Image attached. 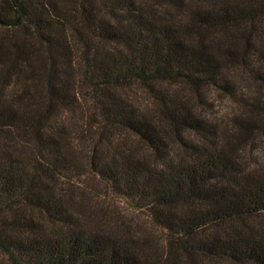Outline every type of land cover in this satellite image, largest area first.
Instances as JSON below:
<instances>
[{
  "label": "trees",
  "instance_id": "obj_1",
  "mask_svg": "<svg viewBox=\"0 0 264 264\" xmlns=\"http://www.w3.org/2000/svg\"><path fill=\"white\" fill-rule=\"evenodd\" d=\"M242 83L264 98V0H0V133L14 134L0 142V254L264 264V169L243 154L264 144V102L243 100L227 135L169 90L236 98ZM83 171L163 246L119 216L89 217Z\"/></svg>",
  "mask_w": 264,
  "mask_h": 264
},
{
  "label": "rangeland",
  "instance_id": "obj_2",
  "mask_svg": "<svg viewBox=\"0 0 264 264\" xmlns=\"http://www.w3.org/2000/svg\"><path fill=\"white\" fill-rule=\"evenodd\" d=\"M235 78L236 81H240L239 74L236 75ZM253 88L254 87H251L246 83L240 84L239 90L245 92L246 90L251 89L250 94L247 95L239 92L236 98L229 96L226 92L215 91L210 88L200 89L198 93L185 86H176L169 90L175 96H179V99L187 102L190 101L191 104L195 105L197 107V112L205 115L212 127L221 131L223 130L227 135H230L237 129L235 125L238 121H236V119L241 118V115L247 116V114L244 113L247 108H244L245 102L243 100L248 101L249 104H254L259 99H262L264 102V98H257ZM137 94L140 96L138 97L140 103L145 104V106H149L150 103L152 104L150 98H148L146 94ZM152 108L153 104L151 109ZM6 132L7 133H0V142L3 139L6 140L9 134L14 135L9 130ZM11 135L10 137H12ZM1 147L2 145H0V150H3ZM251 148L252 149L247 148L243 152V154H246L245 160L247 164L249 163L250 165L255 166L259 163L260 169H264V144H261L259 139L256 143H251ZM83 172L84 174L80 176V178L73 179V183L74 186L80 189V192H83L88 197V199L91 197L93 199V201L87 203L88 208L85 213L89 215V217L94 218L95 214L99 215V212H101L106 214L108 216L107 219H110V222H112V217L114 215L119 216L118 218L123 219L129 224L128 226L131 227L133 235H139L137 234V230H140L141 233L139 237L147 234L154 237V243L163 246L160 240L162 234L154 230L150 220L145 214L138 212L125 201L119 199L114 194H111L110 190L103 185V182H101L97 176L90 174L87 171ZM0 264L10 263L6 257L0 254Z\"/></svg>",
  "mask_w": 264,
  "mask_h": 264
}]
</instances>
